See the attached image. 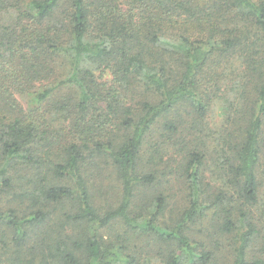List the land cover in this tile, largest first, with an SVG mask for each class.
<instances>
[{
    "label": "trees",
    "instance_id": "1",
    "mask_svg": "<svg viewBox=\"0 0 264 264\" xmlns=\"http://www.w3.org/2000/svg\"><path fill=\"white\" fill-rule=\"evenodd\" d=\"M1 1L19 13L13 28L0 26L3 264H136L127 253L135 232L164 247V264H264V0ZM234 58L244 70L217 133L221 186L207 182L208 153L192 140L175 171L187 206L169 224L163 145L182 121L188 136L205 132L201 82ZM42 78L55 84L34 108L19 105L12 88ZM65 89L74 96L43 109ZM116 224L124 234L106 244Z\"/></svg>",
    "mask_w": 264,
    "mask_h": 264
},
{
    "label": "rangeland",
    "instance_id": "2",
    "mask_svg": "<svg viewBox=\"0 0 264 264\" xmlns=\"http://www.w3.org/2000/svg\"><path fill=\"white\" fill-rule=\"evenodd\" d=\"M0 0V26L2 28L8 27L13 28L17 22L16 18L18 17V12L16 9H10L8 11H2L1 8L3 5ZM214 68V67H213ZM243 60L234 58L231 61L229 59L224 60L220 64H218V70L214 71L216 76H209L202 80V91H206L207 94L203 97L204 101L208 103L209 112L205 119V124L207 127L205 128V132L203 134H198L197 138L195 136H188L187 132H185V121L183 122L182 133H179L175 136L171 143H166L163 145L164 150V162L161 166L164 170V174H162L160 170V174L158 175L159 181L162 183L161 190L166 192L168 196V209L165 214L164 221L167 223H171L176 220L180 213L187 206V194L188 191L186 186L182 183V181H178L176 177V170L179 166L180 160L182 158V153L188 149V143H191L193 140L197 142L199 146L202 147L203 150H206L208 153L207 161H206V176L208 178L207 182L215 183L217 187L221 186V176L219 173V161L218 154L222 152L223 143L222 136H219L217 133L223 128V125L227 120H229L228 116L231 115L234 106L230 105V102L227 103L225 99L233 100V96L237 93L231 91L236 82L239 80V75L243 72ZM211 73V72H209ZM213 77V78H212ZM109 78L105 76L104 80H108ZM201 79V78H200ZM220 80L219 86H216L217 80ZM55 84V80L53 78L46 79L42 78L40 81L30 80L28 84L20 88H12V92L15 94V98L19 105L23 106L25 109H31L35 107V97H37L40 93L45 90H48ZM75 94V91L70 90H62L56 95H51L47 100L42 103L43 109H49L53 104H57L60 101L65 99H69L72 95ZM74 96V95H73ZM54 114V113H53ZM50 117V115H47ZM64 121L61 122L59 116L55 118V126H62ZM177 122V121H176ZM195 139V140H194ZM167 140L166 142H169ZM203 141V144L201 143ZM149 146H146L145 149L148 150ZM149 161L148 156L146 157V162ZM262 165L264 170V151L262 155ZM105 166V165H104ZM103 166V168H104ZM148 171V170H147ZM110 172L106 169L103 172V176L106 180L105 191H102V198L109 200V198L113 195L114 189L112 188L114 185V181L110 179ZM261 182L262 185L260 187V203L256 210L257 217L260 220V229L263 232L264 236V173L261 174ZM118 192V190H117ZM116 231L112 232L111 230L104 231V240L106 244L113 243L118 240L119 235H123L124 229L121 224H116ZM200 230V229H197ZM133 233V232H131ZM130 233V234H131ZM230 238L219 239L218 243L222 246L221 252L224 256L230 257L231 251L228 249L227 244L232 242L229 240ZM131 250L127 251L128 254L136 258V264H164L162 258L160 257L158 248L162 247L153 244L152 239H150L147 235L142 232H135V235L132 236L131 239ZM264 248V243L262 247ZM119 249V248H118ZM164 247H162V251ZM258 252H262V249H258ZM123 254V252H122ZM5 258L0 252V264H3ZM130 261L125 257H120L117 260H112L108 264H129Z\"/></svg>",
    "mask_w": 264,
    "mask_h": 264
}]
</instances>
